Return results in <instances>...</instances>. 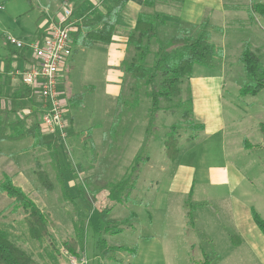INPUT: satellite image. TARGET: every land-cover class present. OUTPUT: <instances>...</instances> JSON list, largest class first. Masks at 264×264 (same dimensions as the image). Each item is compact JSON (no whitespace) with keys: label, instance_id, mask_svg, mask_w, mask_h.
I'll use <instances>...</instances> for the list:
<instances>
[{"label":"rangeland","instance_id":"obj_1","mask_svg":"<svg viewBox=\"0 0 264 264\" xmlns=\"http://www.w3.org/2000/svg\"><path fill=\"white\" fill-rule=\"evenodd\" d=\"M248 1L264 3V0H240L242 4L237 7L234 15L227 13L223 21L215 22L217 26L224 25L222 32L225 38L213 41V44L219 48V44L222 45L225 41L230 47L227 50L226 62L222 64L226 68V74L221 75L225 81L224 108L227 110L230 106H235V110H230H234L236 124L235 127L228 128V135H234L236 138L245 134L254 141L259 133V125L264 124V89L256 96L239 95L238 90L246 79L238 57L243 45L247 43L260 54L264 64V18L249 14V10L246 12ZM64 7L75 9L77 4L63 0H0V58L11 55L17 57L21 53L32 56L31 50L17 49L10 45L7 42L8 37L23 44L31 43L37 38L36 32L41 31L39 28L46 17L52 18ZM84 8H78L77 13ZM203 24L207 29L208 23ZM157 30L163 47L171 38L193 36L199 32L187 28L177 30L173 25L167 26L164 32L160 26ZM222 32L214 31V37L221 36ZM240 42L242 47L239 46ZM153 49H158L156 40L153 41ZM153 49L146 59L147 65L154 62ZM135 54L134 48L129 45L125 60L130 61ZM213 66L209 69L213 70ZM107 68L105 54L98 45L91 50L80 49L73 53L66 65L67 73L64 77L68 78L67 87L73 95H82L80 105L73 108L69 106L67 99L65 117L68 121L69 117H72L75 130L73 129L72 136L69 134L72 130H69L66 139L59 140L58 157L70 201L65 200L57 181L50 150L33 146L30 140L0 143V181L4 174L12 178V174L8 172L10 165L4 163V157L16 149V154L22 153L20 160H23L19 166V178L15 175L22 180L19 187L42 209L47 220L52 223L49 231L53 239L41 242L32 240L27 231L23 210L3 193H0V229L11 242L32 258L33 264H70L61 252L63 242L73 237H76L78 243L77 256L83 257L85 264H204L206 256L210 264H217L218 250H214V247L222 241L209 238V226L202 224L203 220L208 222L213 219L214 214L211 212L210 215H200L196 211L191 230L188 229L190 227L186 228V217L180 202L183 201L184 208L188 210L189 206L185 205L188 197L168 189L174 164L164 155L163 138L172 125H177L178 147L184 152L186 138L194 135L190 127L192 120L182 118L183 108L177 106L190 95L186 80L182 82L180 97L162 101L161 110L155 116L153 113L149 115L151 91L143 82H136L126 74L122 65L118 67L122 72L119 95L113 98L104 97ZM68 97H71L70 94ZM31 104L30 110L37 113L38 122L37 109L40 99L39 102ZM28 113L26 111L23 115ZM149 116L152 118L151 122ZM87 135H91L95 142L91 139L83 140ZM137 155H148L149 161L142 167L131 201L127 204H116L111 213V218L117 220L124 231L115 236L102 234L97 226L98 210L110 205L107 200L109 189L125 176ZM259 157L264 164V153L256 152L247 160L250 163L247 165V173L251 174L252 181L261 180L264 183L263 176L260 177L257 172V166H260L257 164ZM35 161H39L48 173L54 183L53 191H46L36 181ZM206 163V166L223 165L220 159H209ZM162 167L166 169L162 170ZM200 199L198 191L191 197L193 202ZM220 204L223 210L221 209V212L217 208L218 215L214 220H219L218 224L222 225L221 222L227 216L224 213V203ZM130 213H134L135 217L129 216ZM125 218L126 223L123 221ZM100 239H105L107 247L137 246L138 253L132 257L130 253L111 252L108 249L109 257L114 258L109 260V257L101 255L102 251L98 246Z\"/></svg>","mask_w":264,"mask_h":264},{"label":"crops","instance_id":"obj_2","mask_svg":"<svg viewBox=\"0 0 264 264\" xmlns=\"http://www.w3.org/2000/svg\"><path fill=\"white\" fill-rule=\"evenodd\" d=\"M63 2L77 4L82 8L85 7L84 9L88 6L101 8L99 0H63ZM251 3L248 1L246 12ZM104 4L107 7L110 6L111 0H104ZM241 4L240 0H129L116 16V31L112 41L106 45H94H98L105 54L108 67L103 87L104 97L113 98L120 93L122 72L118 70V67L127 56L129 34L136 25L139 13L159 14L164 20V24L160 26L162 32L170 25L175 26L177 30H184L185 28L199 30L200 25L208 23L206 32L213 43V41L222 40V37L225 38L222 32L224 25L217 26L215 22L223 21L227 13L231 16L234 15L238 10L237 7ZM100 10L104 12L103 8ZM42 16L48 15L42 14ZM214 31H221L222 35L214 37ZM40 33L41 31L36 32V36ZM219 45L223 51L222 57L217 60L219 62H215L213 70L209 69L210 67L206 69L197 63L193 68L191 77L186 81L192 99L191 120L195 124L202 125L203 131L198 134L196 140L186 143L184 152L180 150L178 158L173 162L174 166H172L170 173L168 189L183 196L186 195L188 198L185 205H188V202L195 205L193 224L196 211L200 215H210L212 212L215 218L218 215L217 208L223 210L220 203H224L226 208L224 213L227 218L225 217L221 222L222 225L218 224L219 220L215 222L211 216L209 217L213 219L209 220L208 218V222L204 220L202 222L203 226L206 227V224L209 226V228L207 227L209 238L222 241L221 244L214 247V250H218L217 264H264V235L256 225L253 216L256 213L264 219V183L261 180L252 181L251 174L247 173V165H250L247 161L248 158L254 156L256 152L264 153L261 144L262 136L260 130L254 141H251L245 134H240L236 138L234 135H228V128L235 127L236 124L234 122L235 106H230L227 110L224 108L225 81L224 76L221 75L226 74V68L222 64L226 62L227 50L230 47L225 41ZM242 45L240 42L239 46L242 47ZM215 46L217 47L216 44ZM80 49L82 48L76 46V52ZM76 52L74 51V53ZM32 61V56L28 53H21L17 57L11 55L0 58V93L2 95L0 97V110L5 108L15 110L19 106L23 107L22 110L12 115L14 119L22 118L26 111L31 112V103L39 102L34 93L30 95L34 101L30 102L27 97V90L19 76V73L26 70ZM62 79L64 81L58 85L57 90L65 93L66 96L69 94L73 96V92L67 87L68 78L63 77ZM68 90H70L69 93ZM230 108L234 110H230ZM69 120L67 131L72 130L69 133L72 136L75 124L72 117H69ZM42 137L44 136L42 135ZM91 141L95 142L92 137ZM244 141L247 142L246 146ZM16 152V149L9 152L8 156L4 157V163L10 165L8 172L12 174V178L9 177L13 184L19 187L22 183V180L18 179L19 166L23 160H20L22 153L16 154ZM0 155H2L1 150ZM209 159L216 161L220 159L223 165L206 166V161ZM257 164L262 165L261 167L257 166V172H259L260 177L263 176L264 178V164L260 157ZM163 169L165 170L166 167H162ZM252 175L254 174L252 173ZM196 191H198L201 199L193 202L191 197L195 196ZM183 204V201L180 202L186 217V228L190 227L188 229L191 230L192 224H189L187 218L188 210L184 208ZM210 209L213 211H208ZM137 253L138 247L136 255Z\"/></svg>","mask_w":264,"mask_h":264},{"label":"trees","instance_id":"obj_3","mask_svg":"<svg viewBox=\"0 0 264 264\" xmlns=\"http://www.w3.org/2000/svg\"><path fill=\"white\" fill-rule=\"evenodd\" d=\"M85 1V0H83ZM129 0H111V5L106 6L104 0H99L102 12L94 6H88L80 12L81 22L76 24V30L72 34V44L76 52V46L89 50L96 44H109L116 31V16L125 7ZM96 6V5H95ZM77 6L74 11H78ZM249 14L257 15L264 18V3H251L249 6ZM164 24V20L159 14L139 13L136 25L129 34L128 44L131 45L136 54L130 60L122 62L123 70L130 75L136 82H143L144 86L151 92L149 94L150 109L149 115L156 114L161 110L160 103L162 101H170L181 95V85L184 80L187 81L192 75L194 66L200 63L204 67H212L215 62L222 57V50L216 47L211 41L210 36L206 32L205 25L199 27L197 35L177 36L167 41L163 47L157 35V28ZM161 39V38H160ZM156 40L158 49H153V41ZM153 49L154 62L152 65L146 64V59ZM73 51V52H74ZM238 61L241 63L246 81L239 88V95L256 96L264 89V64L261 61L260 54L245 43L240 52ZM27 90V97L33 102L30 96L33 92L24 85ZM136 93V91H134ZM0 93V97H1ZM69 106L71 108L80 105L82 95H73L68 97ZM138 99L135 100L137 104ZM179 108H183L181 117L190 119L192 116V99L189 95L185 101L177 104ZM31 107V106H30ZM23 107L19 106L15 110L8 108L0 110V143L3 142H20L22 140H30L33 146H42L50 150L51 161L56 170L57 181L63 192L66 201L71 198L68 195V188L61 169L58 149L60 147L57 138L53 137L44 140L42 137L38 122L36 120L37 113L35 111L24 115L22 118L14 119L16 114ZM26 121L28 124H26ZM152 121L149 116V122ZM190 127L194 131L193 136H188V143L196 140L198 134L203 131V126L195 124L191 121ZM260 134L262 136V147L264 148V124L259 125ZM177 125H172L170 130L163 138L164 154L167 160L174 162L180 153L179 136L177 134ZM91 139V135H87L83 140ZM247 142L244 141L246 146ZM149 161L148 155H137L128 168L125 176L112 185L109 189L107 200L110 205L101 208L97 213V226L102 234L115 236L121 234L124 228L119 222L111 218V213L116 204H127L131 201L133 192L136 189L139 175L142 167ZM34 176L36 181L46 191H53L54 183L50 179L48 173L43 169L39 161L34 163ZM0 193L5 194L9 199H13L23 210L25 214V222L29 237L32 240L41 242L42 240H52L50 233V223L45 217L41 208L19 187L13 184L12 179L3 175L0 181ZM187 218L189 224H193V210L195 205L188 202ZM129 216L135 217L134 213ZM256 225L264 235V219L256 213L253 214ZM128 218V217H127ZM125 218L123 221L127 220ZM126 223V222H125ZM76 237L70 238L63 242L62 249L69 254L77 256ZM99 250L102 251L103 257H109L108 249L111 252L122 251L130 253L132 257L136 256L137 246H110L107 247L105 239L98 241ZM207 257V256H206ZM204 264H210L206 259ZM114 260V258H108ZM0 264H33L32 258L25 253L20 247L11 242L6 233L0 229Z\"/></svg>","mask_w":264,"mask_h":264},{"label":"built area","instance_id":"obj_4","mask_svg":"<svg viewBox=\"0 0 264 264\" xmlns=\"http://www.w3.org/2000/svg\"><path fill=\"white\" fill-rule=\"evenodd\" d=\"M80 13H75L72 7H64L52 18L40 26L41 33L31 43L23 44L13 38L7 39L10 45L17 49L26 48L32 51V63L19 73L22 83L30 88L40 99L38 125L45 137H55L65 140L69 127L66 119L67 96L57 90L64 81L66 65L74 53L72 34L76 24L81 22ZM65 78V77H64ZM30 113V111H28ZM62 255L70 264H85L83 257H77L62 250Z\"/></svg>","mask_w":264,"mask_h":264}]
</instances>
